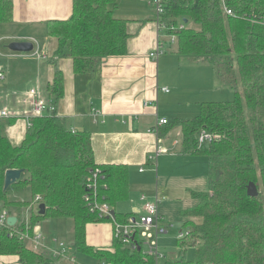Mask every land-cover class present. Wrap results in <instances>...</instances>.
Instances as JSON below:
<instances>
[{
  "label": "trees",
  "instance_id": "obj_1",
  "mask_svg": "<svg viewBox=\"0 0 264 264\" xmlns=\"http://www.w3.org/2000/svg\"><path fill=\"white\" fill-rule=\"evenodd\" d=\"M225 1L235 16L224 12L220 0H169L162 17L167 35L176 37L175 53L210 64L218 82L235 94L233 101L204 102L200 116L178 119L166 128L182 129L183 154L204 156L209 162L208 191L195 193L198 205L182 213L188 218L183 223L188 232L178 239L181 256L166 264H264V0ZM116 2L72 0L69 19L47 23L46 34L57 43L51 59L57 69L48 88L55 97L50 99L55 109L32 120L20 145L10 142L0 123V214L18 216L39 196L46 213L30 216L31 231L45 220L69 219L77 253L93 256L100 264H157L137 238L132 245L116 238L110 248L96 250L88 245L87 226L108 222L90 213L83 201L88 173L100 165L95 162L91 134L73 132L57 114L64 96L59 59H73L74 72L88 74L104 58L128 53V21L115 18L110 9ZM13 18V0H0V24ZM202 130L216 139L199 147ZM100 167L108 184L102 195L115 210L117 221L127 223L131 217L118 213L116 207L129 198V170L123 165ZM9 170L24 173L5 190ZM252 182L258 187L257 197L248 195ZM27 190L31 199L21 196ZM10 231L0 230V256H18L23 264H56L51 255L11 238ZM189 248H195L191 261L186 258Z\"/></svg>",
  "mask_w": 264,
  "mask_h": 264
},
{
  "label": "crops",
  "instance_id": "obj_2",
  "mask_svg": "<svg viewBox=\"0 0 264 264\" xmlns=\"http://www.w3.org/2000/svg\"><path fill=\"white\" fill-rule=\"evenodd\" d=\"M13 2V20L0 24V70L4 73L0 110L10 113L0 123L10 142L20 145L32 112L33 98L28 92L36 89L45 99L55 100L48 88L57 69L51 63L57 43L47 36L46 25L69 19L72 0ZM110 9L115 18L128 21V53L104 58L88 74H76L73 59H59L64 96L58 102L57 114L70 130L91 134L97 165L128 168L129 198L119 203L116 211L131 218L144 215L145 201L141 198L146 195L150 202L159 201L160 224L168 229L169 222L173 226L179 220H188L182 213L198 205L195 193L208 191L209 162L204 156L183 154L182 129L166 128L178 119L200 116V104L211 102L209 99L226 87L218 82L210 64L175 53V43L166 31L158 30L149 0H117ZM160 39L165 52L154 60L150 54ZM13 42L33 43L34 51L12 52L9 45ZM164 119L168 123L160 125ZM192 220L201 222L199 218ZM67 224L59 227L67 229ZM86 235L88 245L96 250L110 248L115 239L114 226L110 222L92 223ZM0 264L23 263L18 256H0Z\"/></svg>",
  "mask_w": 264,
  "mask_h": 264
},
{
  "label": "built area",
  "instance_id": "obj_3",
  "mask_svg": "<svg viewBox=\"0 0 264 264\" xmlns=\"http://www.w3.org/2000/svg\"><path fill=\"white\" fill-rule=\"evenodd\" d=\"M169 0H149L151 6L155 11V22L158 30L161 32L167 30V26L162 21V17L165 14V6ZM224 12L228 16H235L234 12L229 9L226 5L225 0H220ZM184 26L181 25L180 29ZM171 43L176 42L174 35H168ZM163 42L161 39L158 41V45L154 51L150 54V58L156 60L164 54ZM4 79V73L0 70V80ZM165 93H169L168 88L161 89ZM28 96L33 98L32 112L28 121V128L32 125V120L36 117L43 116L48 111H53L55 107L52 105L50 100L45 99L39 92V90L32 89L28 92ZM10 117V113L7 109L0 110V119ZM168 120H161L160 125H166ZM158 130V129H157ZM157 130H154L157 132ZM74 132V131H73ZM153 132V131H152ZM216 137L209 133L207 130H202L198 136L199 147L205 144H211L215 141ZM162 152L161 150L158 153ZM158 155V154H157ZM86 192L83 196V201L88 207L90 213L97 216L99 220H105L113 224L114 234L116 239H121L124 244L132 245L136 238L142 241L143 246L147 245L149 248L146 249V253L154 257L157 261L163 258V255L159 250V238L161 235L168 234V229L160 224L159 215V201L150 202L147 200L146 195L142 196V200L145 201V214L140 215L138 218H130L127 223H121L117 221L116 215H112L114 210L107 202V197L102 195V190H108V184L106 183V174L100 166H96L90 169L85 183ZM41 197L37 196L33 201L32 207L39 213V205ZM31 207V209H33ZM12 217L8 212L3 211L0 214V230L4 228H10L11 231L9 236L11 238L18 237L19 240L24 242L35 252H43L51 255L53 258H57L60 261L75 263V258L68 255V245L58 239L51 240L56 244L54 249L49 243V238L44 234L36 231V227L31 231L29 222L26 223L24 228H20V221L18 220L15 226L8 224V219ZM135 219V221H134ZM187 233L181 232L179 239H183ZM136 244V243H135ZM135 244L133 246H135Z\"/></svg>",
  "mask_w": 264,
  "mask_h": 264
},
{
  "label": "rangeland",
  "instance_id": "obj_4",
  "mask_svg": "<svg viewBox=\"0 0 264 264\" xmlns=\"http://www.w3.org/2000/svg\"><path fill=\"white\" fill-rule=\"evenodd\" d=\"M166 35V33H164ZM211 102H228L235 100V94L233 91H231L229 88L219 89L217 92V96L209 99ZM28 175H23V178H27ZM22 197L31 199L30 191H25L22 195ZM14 197H18V194H15ZM37 211L35 208L32 210L31 207L24 208L20 211L18 214L20 225L23 223L29 222L30 216L33 213H36ZM182 221L179 220L173 226L169 223H167V227L169 229V234L161 235L159 238V250L160 253L163 255V258H161L158 261V264H166L167 262L173 261L175 259H178L181 256V249L179 247V235L181 232H188L186 229H184ZM198 221H195L197 223ZM55 223V225H53ZM67 224V229H61L59 225H65ZM201 223V222H200ZM198 224V223H197ZM42 225V227H41ZM37 232L44 233L49 238V243H51V246L55 249V244L53 245V242L51 240L52 237L62 238L65 243L69 244L71 247V250L69 251V256L75 258V262L78 264H100L97 258L93 256H88L85 254H79L76 252L74 247V234H73V222L69 219H50L45 220L44 222L39 223L36 226ZM51 239V240H50ZM61 239V241H62ZM63 241V242H64ZM72 245V246H71ZM149 247L144 245V249H148ZM186 258L191 261L195 258V248H189L186 251ZM56 260V263L59 264L60 260L57 258H54Z\"/></svg>",
  "mask_w": 264,
  "mask_h": 264
},
{
  "label": "water",
  "instance_id": "obj_5",
  "mask_svg": "<svg viewBox=\"0 0 264 264\" xmlns=\"http://www.w3.org/2000/svg\"><path fill=\"white\" fill-rule=\"evenodd\" d=\"M188 20H185V23H187ZM34 44L30 42H13L9 45V49L12 52L16 53H31L34 51ZM24 173L23 170H9L6 172L5 175V190H8L12 185L16 184L22 177V174ZM248 195L250 197H257L259 195L258 187L255 183H250L248 186ZM46 213V205L40 204L39 205V214L45 215ZM112 215H116L115 210L112 211ZM18 221V218L16 216H12L8 219V224L10 226H15ZM135 221V219H134Z\"/></svg>",
  "mask_w": 264,
  "mask_h": 264
}]
</instances>
